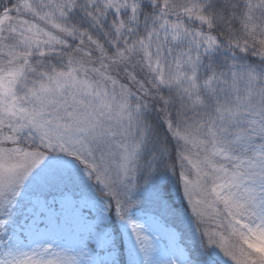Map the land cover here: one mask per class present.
I'll use <instances>...</instances> for the list:
<instances>
[{
  "label": "snow or ice",
  "instance_id": "6c2138e0",
  "mask_svg": "<svg viewBox=\"0 0 264 264\" xmlns=\"http://www.w3.org/2000/svg\"><path fill=\"white\" fill-rule=\"evenodd\" d=\"M0 264H264V0H0Z\"/></svg>",
  "mask_w": 264,
  "mask_h": 264
}]
</instances>
